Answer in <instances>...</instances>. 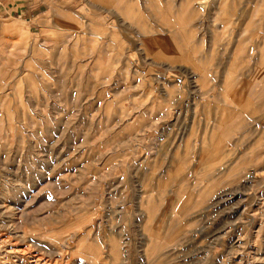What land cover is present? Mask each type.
<instances>
[{"label":"rangeland","instance_id":"rangeland-1","mask_svg":"<svg viewBox=\"0 0 264 264\" xmlns=\"http://www.w3.org/2000/svg\"><path fill=\"white\" fill-rule=\"evenodd\" d=\"M62 2L65 46L0 39V264H264V118L211 74L256 0Z\"/></svg>","mask_w":264,"mask_h":264},{"label":"crops","instance_id":"crops-1","mask_svg":"<svg viewBox=\"0 0 264 264\" xmlns=\"http://www.w3.org/2000/svg\"><path fill=\"white\" fill-rule=\"evenodd\" d=\"M49 1L0 0V39L13 40L12 34L18 37V31H23L30 40L42 36L40 47L44 52L65 46L64 30L60 31V25H65L63 16L80 13L78 8L63 5L62 0H56L55 7ZM128 1L106 0V4H117L122 14H129L128 9L134 6L127 4ZM242 10L239 12L241 17L235 18L232 27L227 28L233 32L232 38L218 44L219 60L211 74H217L219 103L229 101L243 106L246 111L253 106L251 116L264 118V0H256L255 5L251 3L249 8ZM24 22L27 24L23 27ZM47 33L49 37H45Z\"/></svg>","mask_w":264,"mask_h":264},{"label":"bare ground","instance_id":"bare-ground-1","mask_svg":"<svg viewBox=\"0 0 264 264\" xmlns=\"http://www.w3.org/2000/svg\"><path fill=\"white\" fill-rule=\"evenodd\" d=\"M17 242V241H16ZM1 246V245H0ZM7 249V248H6ZM13 250V249H12ZM15 253H16V251H15ZM2 256V255H1ZM6 258H7V256H5ZM20 258V257H19ZM13 260V259H12ZM20 260V259H19ZM7 261V260H6ZM18 261V260H17ZM9 262V261H8ZM22 263H23V261H21ZM17 263V262H16ZM26 263V262H25ZM44 263V262H43ZM8 264V263H7ZM35 264H36V262H35Z\"/></svg>","mask_w":264,"mask_h":264}]
</instances>
